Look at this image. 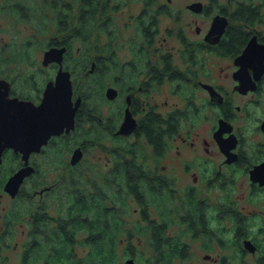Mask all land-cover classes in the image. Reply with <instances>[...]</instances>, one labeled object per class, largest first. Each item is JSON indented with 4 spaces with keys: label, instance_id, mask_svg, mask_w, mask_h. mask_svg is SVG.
I'll use <instances>...</instances> for the list:
<instances>
[{
    "label": "flooded vegetation",
    "instance_id": "flooded-vegetation-1",
    "mask_svg": "<svg viewBox=\"0 0 264 264\" xmlns=\"http://www.w3.org/2000/svg\"><path fill=\"white\" fill-rule=\"evenodd\" d=\"M141 2L142 8L132 22L135 38L131 40V46L123 41L122 47L130 49L128 56V53L120 55L113 49L114 31L104 27L112 16L110 10H118L121 2L117 1L113 6L109 0L101 1L96 21L99 23L98 15L101 14V32L109 37L101 54L87 57L85 65L79 68L81 72L86 71V76L100 75L102 104L107 107V115L99 112L96 105L87 106L93 92L80 90L74 81L76 64L72 63V39L76 38L77 32L74 30L72 36L70 3L64 2L63 7L58 8V12L69 15L68 27L58 32L68 35L61 40L53 37L43 52L44 59V53L50 47H65L61 62L51 61L45 65L42 59L43 66L55 72L54 77L49 73L50 77L43 85L27 82L22 90H17L9 80L11 96L39 104L47 83L54 80L62 68L70 72L73 80L74 102L79 96L82 98L75 127L52 135L39 151L31 153L29 163L34 171L24 182L38 172V164L32 155H43L48 148L58 146L61 151L71 152L68 174L63 173V181L70 177L72 167H77L86 150L84 141L77 142L76 147L82 148L83 156L73 164L72 153L76 147L72 151V135L86 119L108 139L123 141L110 149L109 169L100 172V177L105 182L107 178L104 177L118 161L126 166L121 170L123 176L119 177V200L109 202L107 206L115 208L124 230L133 231L132 227H126V199L133 196L138 201L139 208H135L134 213L138 217L132 225L140 233L149 232L154 251L151 264H264V0ZM81 8L80 2L79 13ZM174 8H179L174 19L180 25L175 30L166 28L168 33L164 32L158 44L160 18L162 14L173 17ZM184 10L191 13L190 20L181 17ZM217 16L221 17L222 23L226 21L220 36L212 30ZM90 29L87 43L94 33L93 26ZM172 37L176 43H172ZM175 79L181 80L182 84L172 93L182 104L163 111L158 90L167 83L172 88ZM110 88L115 90L112 97L108 94ZM151 115L155 119L159 116V122H150L146 128L145 120ZM127 118L130 120L126 126ZM174 118L179 119L174 121ZM203 121L205 126L201 124ZM125 126L127 132H120ZM146 129L154 130L150 138L144 132ZM130 148H134V154ZM8 152L20 155L21 163L16 171L24 161L21 153L11 147L4 151L0 171ZM125 171L128 177H125ZM13 172L5 177L8 179ZM142 180L155 184L148 188L151 192L148 193L150 196L147 194L149 201L151 197L148 208L136 193L128 191L129 182L125 183ZM156 183L160 184L159 192L165 191L157 197ZM51 188L49 185L35 190L32 195L39 193L43 198ZM7 193L13 198L19 195ZM110 194L108 190L105 195ZM47 204L45 202L40 208L44 209ZM28 228L29 239L21 244L17 264H49L42 245L49 235L45 234L43 238L38 233V240L33 242L30 239L33 225L29 224ZM161 230L163 237L158 235ZM126 237L133 243V234L127 233ZM80 240L73 246L72 255L76 256L77 248L82 246L83 256L88 258L90 245ZM158 240L165 247L163 262H157L161 256L156 250ZM128 252L127 259L133 258L135 264V251ZM0 264L7 263L0 261Z\"/></svg>",
    "mask_w": 264,
    "mask_h": 264
},
{
    "label": "rangeland",
    "instance_id": "rangeland-1",
    "mask_svg": "<svg viewBox=\"0 0 264 264\" xmlns=\"http://www.w3.org/2000/svg\"><path fill=\"white\" fill-rule=\"evenodd\" d=\"M109 1L110 5L113 6L115 2H121V7L118 10H110L112 16L104 27L114 31L116 37L112 40L113 49L117 50L120 55H123L121 53H128L129 56L130 49L122 47L123 41L125 45L131 46V40L135 38L132 22L133 17L140 12L142 2L141 0ZM66 2L70 3L69 11L72 15L70 25L72 26L73 36L80 10V0H66ZM14 3L25 5L29 11V16H23L22 13L13 10L11 5ZM55 3L58 4L59 9L64 5V2L61 1ZM52 4V0H0V76L11 80L17 90H22L31 75H34L35 80L39 82L38 85L44 84L45 79L50 77L48 76L49 73H53L52 77L55 75L52 68L43 66V52L53 37L61 40L68 34L67 32H58L55 26L56 13ZM178 10L179 8L173 9V17L162 14L160 18L161 35L158 36V44L165 35L164 32L168 33L166 28L171 27L175 30L180 25L174 19ZM101 17L102 15L99 14V23L91 24L94 28V33L89 43L78 38L72 39V63L76 64L74 81H77V87L80 90L83 89V91L90 89L89 91L93 92L90 95L91 103L88 101L87 106L92 107L96 105L99 112L107 115V107L102 104L101 84H96L95 76H86L85 70L83 72L79 70L82 65H85L87 57L101 54L103 46L108 40L109 36H107V33L101 32ZM181 17L190 20L191 13L188 10H184L181 12ZM172 43H176L173 37ZM27 54L28 56H26ZM42 67L44 68L42 69ZM181 84V80L175 79L173 80L172 88L171 84L167 83L158 90V101H161L160 109L167 111L170 107L182 104L178 102V99L174 97L175 94L172 93ZM167 100L168 103L165 102ZM201 124L205 126L206 122L203 121ZM80 126L74 135H72V151L74 147L79 145L77 142L80 141L85 142L86 150L84 157L77 167H72L70 177H67L63 181V173L68 169L67 165L69 164L71 152L68 154L66 150L61 151L60 146L50 147L43 155H32L33 160L38 164V172L26 179L22 187L23 192L15 198L11 197L3 189V184L7 179L5 177L6 170L9 166L11 168L13 166L18 167V157L14 155V152H8V157L1 166L0 171V261H4L7 264L8 261L9 264H17L20 260L21 244L23 240L29 239L27 235L29 228L27 229V227L31 212H35L36 214L41 213L39 211L40 206L45 202L46 204L48 203L45 213L49 217L53 218L58 214L57 212H62L61 210L68 204L70 195L68 192L71 189L69 185L72 181V175L82 176L85 182H88V177L92 181H101L100 172H105L109 169L110 164L108 165L107 161L111 157L110 149L114 148L115 145L121 144L123 141L120 139H108L105 133H101L95 126L92 127L86 119ZM49 185L52 188L44 193L43 198H41L39 193L32 195L35 190H41ZM105 189L108 192L109 189ZM110 189L112 188L110 187ZM107 192L105 191V194ZM27 193L31 194L27 196ZM126 203V218L128 219L126 227L134 229L131 231L134 239L133 243H130L129 238L126 237L127 233H120L118 241L119 243H123H120L117 247L113 264H125V260L130 256L128 255V251H135V264H151L154 251L150 243L149 232L140 233L138 228L132 225V221L136 222V217H138V214L134 213H136L135 208H139V203L133 199V196L127 198ZM85 249L88 250L89 247H85ZM194 249L197 250L196 246H194ZM77 251L76 259H83V262H85L87 257L83 256L85 252L84 247L80 246L77 248Z\"/></svg>",
    "mask_w": 264,
    "mask_h": 264
},
{
    "label": "trees",
    "instance_id": "trees-1",
    "mask_svg": "<svg viewBox=\"0 0 264 264\" xmlns=\"http://www.w3.org/2000/svg\"><path fill=\"white\" fill-rule=\"evenodd\" d=\"M60 1L66 3V0H52V6L56 13L55 26L58 31L64 30L66 26L68 27L69 25L67 21L69 15H63L61 12H58L57 3L55 2ZM80 2L82 8L78 16L75 29L77 33H75V36L76 38L82 39L86 42V38L91 35L90 26L91 24H95L97 22L96 14L102 4L101 0H80ZM65 6L67 7V4H65ZM106 6L107 5L105 3L104 7ZM11 8L19 13H22L23 16H29V11L26 9L25 5L14 3L11 5ZM26 56H28V54ZM94 76L96 84H101L100 75L94 74ZM27 82L28 84L36 82L39 84V82L35 80L34 75H31ZM77 84L78 83L76 82V85ZM159 119V116L155 119L154 115H151L147 120H145V127L149 128L150 122L151 124L154 122L157 124ZM178 119L174 118V121ZM151 131L149 129L144 131L148 138L151 136ZM152 132H154V130ZM155 134H157V132ZM139 149L141 150L142 147L139 146ZM130 151L134 154V148H130ZM14 155L18 157V166L21 163L19 157L20 155L16 153H14ZM7 157L8 153L6 155V158ZM115 165L116 166L112 169L111 173L104 177L107 178L105 182H103L102 179L101 181H92L91 179H88L89 177L87 178L88 182H85L82 179V176L79 177L72 175V181L69 185L71 189L70 192H68L70 194L67 204L68 206L66 205L67 207L65 206L64 209L61 210V213L57 212L58 214L55 217L51 218L47 215V213H45L47 205H45L44 209H39V211H41L39 214H36L35 212L30 213L28 223L33 225V229L30 230V239L33 242L38 240V233L41 234V237L45 234L49 235L45 237L42 243L43 250L45 251L44 258L47 263L113 264L115 261L116 250L119 243L118 237L120 236V233H130L132 235L131 231L124 230L123 222L117 217L115 208L107 206L109 202L115 203L119 200H117L118 193L120 192L118 191V187L120 186L119 177L122 175V168L125 167L124 169H126V166L121 164L119 161ZM15 168V166L12 168L9 166L6 170V175L13 172ZM127 171H125V177H128ZM125 177L124 180H126ZM128 182L130 184V189H128V191L136 193L140 202L145 205V208H148L149 202L151 201V198L149 201L147 197V194L150 192L148 188L155 186V184H148L145 180H142L139 183L125 181L126 184ZM156 184L157 189L155 196L157 197L160 196V194L162 195L165 191L159 192L158 188L160 184ZM109 186L112 189H110ZM108 187L112 194L107 197L105 195V191L107 192V189L105 188ZM22 192L23 189H21L19 194L21 195ZM145 193L146 196H143ZM148 196L150 195L148 194ZM82 233L83 237H81ZM158 235H164L163 230H161ZM78 240L83 243L86 242L90 245V253L88 254V258L85 262H83V259L77 260L76 256L72 255L73 246ZM156 250L158 252L160 251L159 253L161 255L159 256L157 262H163L162 260H164L165 247L164 243L160 242V240L157 241ZM25 257H27V254H25L24 259Z\"/></svg>",
    "mask_w": 264,
    "mask_h": 264
},
{
    "label": "water",
    "instance_id": "water-1",
    "mask_svg": "<svg viewBox=\"0 0 264 264\" xmlns=\"http://www.w3.org/2000/svg\"><path fill=\"white\" fill-rule=\"evenodd\" d=\"M221 21V17L217 16L212 27L218 36L222 34L226 24V21ZM64 51L65 47H50L44 53L43 63L47 65L51 61L61 62ZM10 91L11 82L0 76V164L5 149L10 147L15 152H20L24 161V165L14 171L4 185V190L15 196L25 177L34 171L29 163L31 153L39 151L52 135L65 130L68 132L75 127V116L82 98L79 96L74 102L73 80L71 81L70 72L62 68L56 78L47 83L39 104L17 95L11 96ZM114 93L115 90L110 88L109 96L112 97ZM129 120L127 118L126 126ZM126 126L120 132L126 133ZM82 156V148L76 147L72 153V163L78 162ZM125 264H134V259H127Z\"/></svg>",
    "mask_w": 264,
    "mask_h": 264
}]
</instances>
